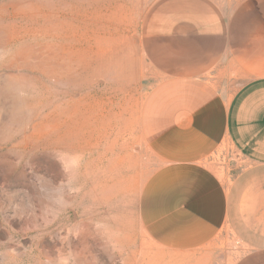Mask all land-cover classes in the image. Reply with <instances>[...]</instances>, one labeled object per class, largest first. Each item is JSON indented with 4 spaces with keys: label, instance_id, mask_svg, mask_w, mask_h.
I'll use <instances>...</instances> for the list:
<instances>
[{
    "label": "rangeland",
    "instance_id": "rangeland-1",
    "mask_svg": "<svg viewBox=\"0 0 264 264\" xmlns=\"http://www.w3.org/2000/svg\"><path fill=\"white\" fill-rule=\"evenodd\" d=\"M145 5L0 0V264H233L248 250L226 222L179 218L196 203L165 201L140 121ZM204 164L224 185L248 167L226 143Z\"/></svg>",
    "mask_w": 264,
    "mask_h": 264
},
{
    "label": "crops",
    "instance_id": "crops-1",
    "mask_svg": "<svg viewBox=\"0 0 264 264\" xmlns=\"http://www.w3.org/2000/svg\"><path fill=\"white\" fill-rule=\"evenodd\" d=\"M145 1L140 121L165 201L196 203L179 218L213 219L209 233L226 222L248 249L233 264H264V0ZM223 143L248 165L227 185L204 164Z\"/></svg>",
    "mask_w": 264,
    "mask_h": 264
}]
</instances>
